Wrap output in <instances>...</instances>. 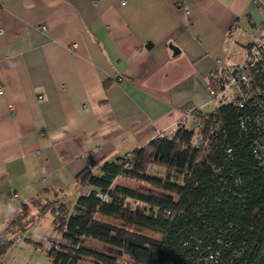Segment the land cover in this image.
I'll use <instances>...</instances> for the list:
<instances>
[{
	"label": "crops",
	"instance_id": "0c3cea01",
	"mask_svg": "<svg viewBox=\"0 0 264 264\" xmlns=\"http://www.w3.org/2000/svg\"><path fill=\"white\" fill-rule=\"evenodd\" d=\"M263 21L264 0H0V232L22 205L74 207L80 172L184 109L213 110L211 74L244 61Z\"/></svg>",
	"mask_w": 264,
	"mask_h": 264
},
{
	"label": "trees",
	"instance_id": "16d2710c",
	"mask_svg": "<svg viewBox=\"0 0 264 264\" xmlns=\"http://www.w3.org/2000/svg\"><path fill=\"white\" fill-rule=\"evenodd\" d=\"M249 114L250 103L195 109L193 130L179 125L130 159L104 163L99 176L83 170L75 183L91 191L70 215L55 201L31 220L36 201L20 206L0 232V262L50 213L62 236L47 251L51 264H264V167L254 122L241 125ZM152 165L162 177L148 174Z\"/></svg>",
	"mask_w": 264,
	"mask_h": 264
},
{
	"label": "built area",
	"instance_id": "2783aa9c",
	"mask_svg": "<svg viewBox=\"0 0 264 264\" xmlns=\"http://www.w3.org/2000/svg\"><path fill=\"white\" fill-rule=\"evenodd\" d=\"M228 60L225 58L210 76L211 80L207 86L209 101L217 103L218 106L229 105L239 109L250 103L251 114L241 125L245 127V123L249 120L254 122L258 138L252 145L253 153L259 164L264 167V21L258 36L246 48L244 61L239 65H229L226 64ZM2 93L3 88L0 87V95ZM194 111L193 108L184 109L182 121L178 126L186 124L187 128L193 130ZM165 135L167 134L159 133L155 138H162ZM125 159H130V155ZM147 169L150 170L151 167ZM98 197L103 199L101 195ZM17 198V195H13L7 202L12 203Z\"/></svg>",
	"mask_w": 264,
	"mask_h": 264
},
{
	"label": "rangeland",
	"instance_id": "374dc122",
	"mask_svg": "<svg viewBox=\"0 0 264 264\" xmlns=\"http://www.w3.org/2000/svg\"><path fill=\"white\" fill-rule=\"evenodd\" d=\"M217 106V103L212 102V109ZM163 173V170L156 168L153 165L148 172L149 175L155 177H162ZM116 184L129 187L140 185L137 182L122 179L117 180ZM72 197L73 196L70 195L65 203V207L69 215L73 212L74 208L70 202ZM47 204L48 203H44L41 200H37L34 206H31L29 218L33 220L38 210ZM25 235L31 242L25 241V237L16 241L15 244L6 252L0 264H51V261L47 256V251L53 243L60 242L62 240L61 233L55 229L51 214L47 213L43 217L38 218V220L35 221L28 229Z\"/></svg>",
	"mask_w": 264,
	"mask_h": 264
}]
</instances>
